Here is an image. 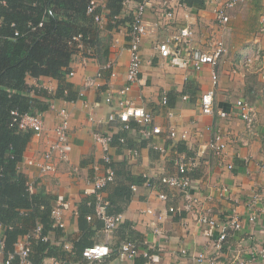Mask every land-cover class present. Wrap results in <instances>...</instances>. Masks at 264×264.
I'll return each mask as SVG.
<instances>
[{
    "label": "crops",
    "instance_id": "0c3cea01",
    "mask_svg": "<svg viewBox=\"0 0 264 264\" xmlns=\"http://www.w3.org/2000/svg\"><path fill=\"white\" fill-rule=\"evenodd\" d=\"M103 9V21L97 23L98 34L92 55L80 49L70 62L67 81L76 93L73 100L52 99L56 110L50 107L44 112L45 130L41 137L31 136L26 146L18 171L33 185L34 194L44 193L51 199V206L64 205V228L49 232V243L57 248L55 254L44 259V264H196L192 256L204 252L203 264H212L218 256L212 245L218 238L217 230L202 225L199 213L223 220L233 211L243 222L244 228L233 232L225 244V251L216 264H230L229 250L240 247L257 248L264 244V58L256 61L251 69L239 68L246 54L257 51L264 55V0H240L230 12V21L225 26L216 21L214 4L207 0L203 9L183 5L182 0H171L175 8L172 20L160 18L161 2L158 0L148 9L145 19L151 34L143 39V64L139 82L130 91L128 98L135 105L144 107L153 117L154 125L162 128L160 137L140 140L136 123L122 145L116 137L110 150L112 166L116 171V183L105 189V197L119 208L121 225L111 234L103 230V222L94 214L92 221H85L80 213L95 199L91 180L95 167L104 168L102 148L96 144V132L107 133L111 128H120L119 122L112 125L106 119L112 112L105 98L110 91H117L127 84L129 65V31L133 12L138 2L127 1L118 17L119 24L109 28L105 17L106 0H98ZM190 27L193 32L192 46L201 52L210 51L217 40L224 42L225 55L219 67V83L214 98V113L204 114L201 97L212 88L210 65L202 71L186 67L182 56L163 58L157 46L172 38L179 30ZM110 65L109 68L105 66ZM101 73L103 78L97 86L84 89L86 79ZM27 85L33 97L37 90L57 95L60 84L49 77H27ZM84 92L80 96V92ZM185 91L188 95L184 94ZM173 94L172 98L168 96ZM168 98V105L162 103ZM187 96L188 99H183ZM246 101L253 106L257 121L254 131H249L238 116L235 103ZM172 102V103H170ZM51 102H49L50 105ZM66 108L71 114L69 160H55L56 172L42 173L29 160H42L43 154L55 141L54 127L58 123L57 110ZM227 113L220 117L219 113ZM171 114V116H170ZM175 132V137L171 133ZM225 135L228 147L221 156L209 148L217 133ZM154 143L161 150L156 149ZM127 150H137L138 157L130 159ZM188 166L189 191L197 199L187 210L184 192L179 188L162 185L165 176L177 174V162ZM153 186H145L146 177ZM131 186H136L134 192ZM130 190L131 192H126ZM167 195L161 200L159 194ZM259 221L248 222L249 204L257 195ZM126 196H130L127 198ZM88 206V205H87ZM89 207V206H88ZM171 207L181 211L172 214ZM151 211V212H150ZM150 212V213H149ZM162 216V220L159 217ZM156 228L161 234L156 233ZM3 235V227L0 225ZM135 242L139 253L133 259L122 258L118 249L127 242ZM70 245V250L63 248ZM77 245H79L77 247ZM93 246L108 248L109 256L100 260H88L83 250ZM187 250L184 256L182 251ZM4 257L0 256V264ZM254 264H264L255 261Z\"/></svg>",
    "mask_w": 264,
    "mask_h": 264
},
{
    "label": "built area",
    "instance_id": "2783aa9c",
    "mask_svg": "<svg viewBox=\"0 0 264 264\" xmlns=\"http://www.w3.org/2000/svg\"><path fill=\"white\" fill-rule=\"evenodd\" d=\"M158 0H143L137 3L135 10L133 12L132 22L130 24L129 31V65L126 75L127 84L117 90L110 91L105 102L107 105L111 106L112 112L106 119L107 124H113L119 122L120 128H111L107 133L96 132L94 134V140L103 151V162L104 168L97 166L95 167V176L91 180V185L95 194V214L99 220L103 222V230L107 234H111L116 230L122 223V214H109L108 209L112 205L110 201L105 197L104 191L110 185L116 183V171L112 166L113 159L110 155L111 147L115 141V136L121 133H129L133 131V123L138 125L137 127V137L140 140H154L156 137H160L162 134V128L154 125V120L152 115L144 108L135 106L128 98L130 91L133 86L139 82L140 73L143 64L142 55V44L143 39L150 35L152 30L150 25L147 23L145 16L148 9L153 7V4ZM240 0H210V3L214 4V12L216 16V21L225 26L230 21V12L238 5ZM0 3L5 4L3 0ZM184 5V4H183ZM99 7V1L93 0L87 10V15L95 14L96 9ZM161 13L160 18L166 20H172L175 15V8L172 5L171 0H164L161 2ZM96 23H101L103 21V14H95L94 16ZM264 33V26L261 29ZM19 32H15V36H18ZM194 32L190 27L183 28L179 30L172 38L168 40L161 41L158 46V52L163 58L175 57L180 59L182 56L181 47L185 49L186 57L183 60V64L186 67H191L193 70L199 72L202 71L206 65H210L214 68L212 73V88L207 91L201 97V109L204 114L214 113V98L216 95V88L219 83V67L222 57L226 53L223 40L219 39L213 45L212 49L207 52H201L196 50L192 46ZM84 49L82 45L79 47ZM87 53L92 55L91 49H88ZM264 58L258 51L253 54H246L240 62L239 68L251 69L256 61ZM110 65L105 66L109 68ZM70 76L74 75V72L69 73ZM103 78L102 74L99 73L94 77H89L86 79L84 89L97 86L98 82ZM80 96L84 95V92H80ZM183 99H188L184 96ZM50 109L56 110L55 102L50 101ZM162 103L168 105L167 97H163ZM236 108L238 109V116L243 120L249 131H254L255 124L257 121V115L253 108L244 100H238L236 103ZM58 112V123L55 125L53 131L55 134V141L50 145L49 149L43 154V159L40 160H29L28 164L37 166L42 173H52L57 171V166L55 160L58 158L61 162H68L69 160V145H70V120L71 114L66 108H61L57 110ZM220 117H227V113L220 112ZM13 124L17 127L19 131H29L34 137H41L45 130L44 112L36 111L19 113L17 111L12 112ZM171 116V114H170ZM175 132L172 131L171 136L175 137ZM118 142L122 145L126 144L127 136H119ZM156 149L161 150L158 144L154 143ZM228 147V141L225 135L222 133H217L214 139L210 142L209 148L211 151L217 155L221 156L224 154ZM126 154L130 159H135L138 157L137 150H127ZM264 169V166H263ZM189 169L184 162H177V174L165 176L161 179L160 183L167 187L179 188L184 192L188 204L186 206L187 210H191L192 204L197 203V199L189 191L190 178L188 175ZM146 177L145 186L152 187V181ZM28 190L33 191V185L27 182ZM131 189L136 192L137 187L131 186ZM161 200H167L168 197L164 193L159 194ZM261 200V195H257L250 202L248 208V222L251 225H255L259 221V212L257 210V204ZM63 209L64 205L61 203L54 206L51 212V217L54 221L55 228H64L63 223ZM172 214H176L181 211L180 207H171L168 210ZM151 212V211H150ZM149 212V213H150ZM162 216L159 217L162 220ZM198 221L202 225L211 227L218 232V238L214 241L212 249L214 253L221 257L224 253L225 244L228 241L230 235L233 232L240 231L244 228L243 222L237 216L236 212L233 211L231 214L226 216L223 220L211 217L208 213H199ZM93 216H87L88 221H92ZM156 233L161 234V230L156 228ZM32 239H42L44 242H48L49 236H42V226L38 224L33 232L29 235L23 236L18 239L15 244L14 253H9L8 258L5 259V241L3 235L0 232V256L4 257L2 264H10V262L18 257L20 264H33L30 260L31 253V240ZM63 248L70 250V245L63 244ZM118 255L122 258L133 259L139 253V246L135 242L124 243L118 249ZM84 257L88 260H100L109 256L110 252L108 248L102 246H93L87 248L84 252ZM230 253V264H254L255 261H264V244L257 248L240 247L238 250H229ZM184 256L187 255V250L182 251ZM217 257V258H218ZM217 258L212 260V264H216ZM193 261L196 264H203L206 260V254L200 252L192 256Z\"/></svg>",
    "mask_w": 264,
    "mask_h": 264
},
{
    "label": "trees",
    "instance_id": "16d2710c",
    "mask_svg": "<svg viewBox=\"0 0 264 264\" xmlns=\"http://www.w3.org/2000/svg\"><path fill=\"white\" fill-rule=\"evenodd\" d=\"M3 1L5 4L0 3V225L7 259L9 253H14L18 239L31 234L38 224L42 226V236L58 229L53 226L51 199L42 192H30L26 176L18 171L32 134L17 129L12 112H45L54 98L70 101L76 97L66 77L71 71L70 62L80 51V45L86 50L96 46L98 28L94 16L103 13V9L98 7L95 14L87 15L93 0ZM127 1L143 0H106L109 28L119 24L118 17ZM182 3L203 9L207 0H182ZM15 32L19 35L15 36ZM28 76L57 80L60 84L57 95L52 97L47 91L37 90L44 100L33 97L27 85ZM184 94L188 95L186 91ZM172 95H168L170 99ZM121 135L127 136L121 133L118 138ZM93 204L94 198L80 213L85 221L95 212ZM120 211L114 204L108 209L109 214ZM55 250L49 241L32 239L30 260L33 264H44V259L55 254ZM10 264H20L19 258Z\"/></svg>",
    "mask_w": 264,
    "mask_h": 264
}]
</instances>
